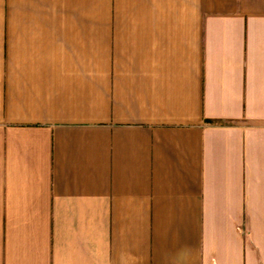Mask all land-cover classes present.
<instances>
[{"label":"crops","instance_id":"obj_1","mask_svg":"<svg viewBox=\"0 0 264 264\" xmlns=\"http://www.w3.org/2000/svg\"><path fill=\"white\" fill-rule=\"evenodd\" d=\"M0 264H264V0H0Z\"/></svg>","mask_w":264,"mask_h":264}]
</instances>
